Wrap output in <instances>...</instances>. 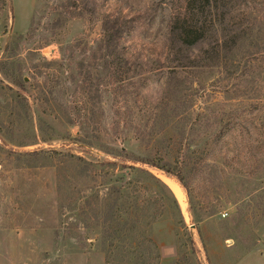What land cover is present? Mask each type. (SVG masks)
I'll use <instances>...</instances> for the list:
<instances>
[{
    "label": "rangeland",
    "instance_id": "rangeland-1",
    "mask_svg": "<svg viewBox=\"0 0 264 264\" xmlns=\"http://www.w3.org/2000/svg\"><path fill=\"white\" fill-rule=\"evenodd\" d=\"M169 1L0 0V264H264V0L182 48Z\"/></svg>",
    "mask_w": 264,
    "mask_h": 264
},
{
    "label": "trees",
    "instance_id": "trees-1",
    "mask_svg": "<svg viewBox=\"0 0 264 264\" xmlns=\"http://www.w3.org/2000/svg\"><path fill=\"white\" fill-rule=\"evenodd\" d=\"M181 5H176L175 3ZM167 19L165 24V31L167 35V43L173 47H196L203 43V41L209 36H215L218 33L217 28V13L218 5L216 0H170L166 3ZM195 12V13H194ZM21 36H17V41ZM218 42V41H217ZM216 46L218 47V43ZM15 43H17L15 41ZM117 41L113 38H108L107 46V62L111 68V78L118 82H123L126 78L125 74L121 72V64L126 63L125 59H122L121 54L117 51ZM168 56V55H167ZM120 58V59H119ZM115 70V72H113ZM120 76L118 77V75ZM13 82L23 89L24 84L21 78H14ZM140 162L163 171L166 175L176 178L179 183L183 185V176L181 174V166L173 165L164 158L153 156L146 158H138ZM159 181V180H158ZM160 183H162L160 181ZM164 185V188L168 191L173 199L174 205L179 210V205L174 194L171 190Z\"/></svg>",
    "mask_w": 264,
    "mask_h": 264
},
{
    "label": "bare ground",
    "instance_id": "bare-ground-1",
    "mask_svg": "<svg viewBox=\"0 0 264 264\" xmlns=\"http://www.w3.org/2000/svg\"><path fill=\"white\" fill-rule=\"evenodd\" d=\"M162 179L168 185L171 191L175 194V196L178 197L179 199H182V193L180 191L178 184L172 179L167 178L165 176H162Z\"/></svg>",
    "mask_w": 264,
    "mask_h": 264
}]
</instances>
